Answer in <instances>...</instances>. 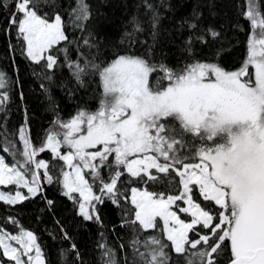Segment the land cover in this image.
Here are the masks:
<instances>
[{
	"label": "snow or ice",
	"instance_id": "snow-or-ice-1",
	"mask_svg": "<svg viewBox=\"0 0 264 264\" xmlns=\"http://www.w3.org/2000/svg\"><path fill=\"white\" fill-rule=\"evenodd\" d=\"M106 6L0 0V264H264V0Z\"/></svg>",
	"mask_w": 264,
	"mask_h": 264
},
{
	"label": "trees",
	"instance_id": "trees-1",
	"mask_svg": "<svg viewBox=\"0 0 264 264\" xmlns=\"http://www.w3.org/2000/svg\"><path fill=\"white\" fill-rule=\"evenodd\" d=\"M61 4L64 5L65 8L68 6V0H59ZM95 2V0H93ZM141 0H107V5L103 11L106 12V14L111 18L110 21L107 22L105 25L107 31L113 36V38H118V34L121 30V27L123 23H125L129 17V15L134 11V8L132 5L140 3ZM158 3L159 0H156ZM169 3H171L176 12V16L179 17L180 15L186 14L191 10V5L195 3V0H168ZM127 4L129 7L126 10L123 6ZM161 14L162 15H167L171 16V13H165L163 9H161ZM65 20L67 22V16H65ZM170 24L169 19L163 20V25L165 27H168ZM73 29L69 25L68 32L69 35L72 34ZM78 35V33H77ZM14 40V38H13ZM11 53L8 51V42L7 40L3 37L0 36V70L8 72L10 75H15L14 68L12 67L11 64ZM17 59L19 57L17 56ZM20 71L22 74V77L25 80V93L28 97V104L30 106V115L32 117V122H33V130L38 131L40 130L41 126L47 127L49 123V119L51 118L50 113H48L45 110L44 104H43V97H40L39 92L40 89L38 85L34 83H29V81L32 79L31 78V72L30 70H26L25 66L21 63L20 66ZM30 89H35V91H30ZM57 97H60V93L56 92ZM70 110V109H69ZM11 123L15 124L17 123L20 118H21V113L17 111L16 105H12L11 108ZM3 212V208L0 207V213ZM34 212L35 209L32 207H29L25 212L21 213V219L24 223V226L26 228H30L35 230L37 233L42 234L43 233V224H37L34 221ZM114 218L118 219V216L114 214ZM46 222L49 223V226H51L50 221L47 220ZM113 241L115 238H112ZM49 246H51V242L49 241ZM51 257L53 259V262L55 264V259H56V252L55 249L52 250L51 252Z\"/></svg>",
	"mask_w": 264,
	"mask_h": 264
}]
</instances>
